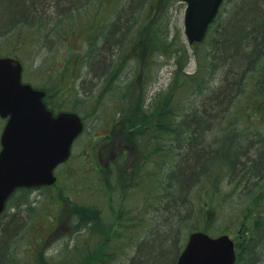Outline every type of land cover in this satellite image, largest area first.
I'll return each instance as SVG.
<instances>
[{
	"label": "trees",
	"instance_id": "1",
	"mask_svg": "<svg viewBox=\"0 0 264 264\" xmlns=\"http://www.w3.org/2000/svg\"><path fill=\"white\" fill-rule=\"evenodd\" d=\"M92 2L93 6L90 9ZM144 2L146 1L0 0V39L5 42L8 39L14 43L18 42L16 45L21 47L24 44L23 38L25 37H19V34L27 32L32 33L35 45L39 41L50 44L58 38L64 40L67 36L83 31L84 28L88 27L91 31L87 34L85 48L79 55L77 62L82 63L83 66H88L89 82H94V78L99 80L101 76L106 91H108L111 85L116 83L114 80H119L121 74H123L124 68L121 71L120 69L123 67L122 58L126 54L125 51L131 50L137 43L138 45L142 43L143 33L147 28V23L139 20L142 19L140 12ZM82 3L86 5L84 12H77L76 16L73 17L74 20L69 21L67 16H72V11ZM150 8H153V5H150ZM102 14L103 16L106 15L107 20L114 19L112 24L110 22L107 25L105 20L102 23L100 21ZM231 14L227 22L221 25L220 29L213 35L206 57L199 55L194 47L191 49L192 54L198 61L196 75H182V52L179 48L174 49V53H176V56L178 55V58L175 63L177 68L173 72V81L179 82L182 78V91L176 96L183 102L190 101L187 107L181 108L179 106V108H176L172 103H165L163 105L166 107H162L163 112L154 116L155 104L149 103L150 105H147L140 101L139 91L142 85L138 89L136 83L129 81L127 84L123 82L122 86L119 87V91L122 90V96L117 103H114V110L108 118L111 120L109 123H112L109 135L113 138L121 131L120 137L124 139L120 141L122 142L121 146L115 142L118 150L115 152L116 159L113 165L103 167L96 164L94 171H89L90 173L87 172L86 175L90 176L89 181L92 187H99L95 192H101L104 196L108 190L106 188L107 184L110 181L122 180L123 183L127 184V188L123 189L124 192L135 194L132 199L139 201L136 205L138 210L135 212H142L146 207L139 205L141 199H146L148 205L153 207L154 201L148 200L149 195H153V198L150 199H154V197H160L161 200L166 198L162 202L166 203L164 213L166 215L168 213L169 220L167 217L166 220L170 223V225L164 226L165 231L159 232L158 230L154 232L149 241L140 242L137 255L132 256L127 264H174L179 251L184 245L183 243L176 248L175 227H179L180 223L182 224L181 216L184 214V221L191 224L195 222V228L190 230L189 233L201 231L212 234L210 231L204 230V226L198 224L200 218L204 219L205 216L206 220L207 216L204 211L212 203V198L208 197V200L197 205L194 198V189L196 187L201 189V186L211 187L214 193L219 194L221 186L226 182L233 185L231 191H236L235 188L244 182L242 189L238 190L241 191L238 195L242 194L245 203L243 207L235 211L241 212L240 215L245 217L246 221H252V226L246 228V240L235 243L236 264H263L264 262V180L261 182L264 176L259 177L256 173L261 169L264 173V147L259 151L253 145L259 143L258 146H260V141L255 143L247 141L243 134L233 130L235 127L232 125L226 134L224 133L221 136L216 134L219 140L214 141L218 142L219 145L210 142V139H217L214 134L216 123L224 113L231 96L237 91L244 70L252 64L251 61L258 54L262 56L264 53V0H239ZM44 27H47L48 30L42 32L41 30ZM166 30L162 32L164 37H158L159 46L155 50L161 52L166 50L167 42L163 40L166 38ZM160 39L162 40L160 41ZM69 63L73 62L70 61V58H66L60 62V68L56 65L50 67L56 69L61 76L66 69L65 67H69ZM144 67L147 70H144ZM141 71L140 76L143 78L144 75H150V68L146 64L145 66L142 65ZM251 73L250 71L244 72L246 82L243 84L246 85L248 80L253 77ZM205 75L206 77L202 79ZM253 78L255 79V76ZM202 80L204 81L201 82ZM212 80H216L219 86L206 92L209 89L208 84ZM258 80L255 81V85L261 87L264 78H261V82L257 84ZM42 83L39 87L42 89L47 88L50 92L49 82L45 83V86ZM66 91L68 90H62L61 92ZM57 92H60V90ZM190 92L192 94L188 95ZM62 94L64 96L68 95V93ZM193 95H195V98L192 97L191 99L190 96ZM263 96L261 95V98ZM257 97L259 96H250L254 101V107L252 108L247 104V108L244 110L246 119L252 124L255 120H260V114H264V104L256 105ZM158 101L160 106L162 99H158ZM168 101L170 102V100ZM61 102L63 101H56L54 106L57 109L54 108L57 111L67 110L63 109L64 106ZM180 116H182L180 126L178 124L176 126V118H181ZM186 119H188L189 124ZM184 131L186 132L183 133ZM179 132L185 135L182 137ZM229 134H232L233 137L225 142L222 150H219L221 139H227ZM236 136L239 139L241 138L242 144L247 141L246 145H238L237 140H235ZM168 137L171 138V146L169 148L163 145L160 146L162 142L157 139L163 141ZM229 141H233L232 145L228 143ZM179 142H182V146L175 148L172 145L174 143L179 144ZM93 145L94 143L89 144V147ZM120 148H122V151ZM223 157H225L224 160ZM219 162L224 167L217 166L216 163ZM221 168L226 170L222 171ZM121 171L123 172L120 173ZM151 184L155 185L157 191L154 190V187V191H150L149 186ZM248 184H251L255 189H251L253 194L246 201L247 193H249L247 191H250L247 188ZM169 187L170 190H168ZM231 191L223 193L224 202L228 200L229 196L227 194ZM157 192L161 196L155 195ZM222 192L223 190L220 191V193ZM23 193L29 194L30 191L23 189ZM179 194L181 196L177 198ZM234 194L231 193V195ZM126 197L127 195L123 204H125ZM115 200L117 201V199ZM76 203L82 210H88L91 207L87 203L84 205L85 202L81 200H76ZM186 203H188V209ZM125 207L121 205L122 211H125ZM97 209L98 211L93 213L90 211L81 212L85 216L95 215L99 218L101 225L98 224L97 233L90 230L91 238L90 240L86 239L85 247L80 249L77 244L74 245V256L80 258L84 254L83 256L87 258L92 254L96 257L98 253L102 252L104 261L100 260L94 264H115L117 252L111 249L109 242L105 243L106 239L101 235L102 229H110L112 232L111 228H113L117 232V228H119L122 233V228H125L128 229V237H134L133 231L137 232L145 226L143 223L135 226L124 223L126 226L118 227L115 225L114 227L110 219L112 216L108 215L107 212H100L101 209L98 207ZM127 209L125 212L132 208L128 207ZM141 216L138 217L139 221ZM238 217L235 216L234 219ZM52 220V216H46V220H42L39 224L43 229L50 230ZM104 220L108 222L107 225H103L102 221ZM174 220L179 222L175 224ZM21 222L20 219H16L14 216L5 218L2 214L0 217V264H71L69 263L70 260L65 261L67 258L54 262L45 260L42 254L40 257L39 252L45 238L36 240V248L31 249V246H29L25 258L19 262L14 253L10 252L25 232L23 228H20L22 226ZM57 228L54 232L57 231ZM18 245L20 244L16 246ZM82 250L83 252H81ZM106 259L109 260L106 261ZM72 264L84 263L80 259Z\"/></svg>",
	"mask_w": 264,
	"mask_h": 264
},
{
	"label": "rangeland",
	"instance_id": "2",
	"mask_svg": "<svg viewBox=\"0 0 264 264\" xmlns=\"http://www.w3.org/2000/svg\"><path fill=\"white\" fill-rule=\"evenodd\" d=\"M145 1L146 2L142 4L140 12L142 19H139L140 22L147 23V28L143 33L142 43L141 45H138L137 43L134 48L125 51L126 54L122 58L123 67L120 69L121 71L124 68L122 72L123 74H121L119 80H114L116 83H113L108 91H106V87L104 86L105 83L103 78L101 79V76L99 80L97 78L96 80L95 78L93 79L94 82L96 81L95 84H93L92 81L89 82L88 77L90 76L87 74L88 66H83L82 63L80 64L77 62L79 55L85 48L87 34L91 31L88 27L84 28L83 31L67 36L64 40L63 38H58L50 44L39 41L38 44L35 45V39L32 36V33L27 32L19 34V37H25L23 38L24 44L21 47L16 45L18 42L14 43L13 41L11 42V40L9 41V39L5 42L3 39H0V55L16 56L21 61L23 65L24 81L31 83L37 88H40L39 86L42 82L43 85L49 82L48 86H51L50 92L47 88L45 89L48 95V104L51 108L56 110L57 108L54 106L56 101H63L61 102L62 106H64L63 109H70L74 112L76 111L85 124L84 132L80 135L72 148L71 159L56 171L58 177L57 184L48 189L42 188L40 190H31L29 194H24L23 191L16 192L7 203L4 217L7 218L14 216L16 219H20L22 221V226L20 228H23L25 231L21 239L16 242L20 245L16 246V244L10 252L14 253L19 262L25 258L29 246H31V249L36 248V240L39 238H45V242L41 246L39 253L40 257L42 254L47 261L55 262L67 258L65 261L68 262L70 260L69 263L71 264L80 259L84 264H94L95 262L103 260L102 252L98 253L96 257L92 254L87 258L86 256H83L84 254L81 256L79 255L80 258L74 256V245L77 244L80 249L85 247L86 239L90 240L91 238L90 230L97 233L98 224L101 225L99 218L95 215L92 214L91 216H85L81 214V212H97V207L101 209L100 212H107L108 215L110 214L112 216L110 219L112 220L114 227L115 225L118 227L126 226L124 223H127L130 226L143 223L145 226L140 230H137V232L134 230V237H128L129 232L128 229L125 228H122V233L119 228H117V232H115V229L113 228H111L112 232L110 229H102L103 231L101 232V235L106 239L105 243L109 242L111 249L117 252V259L114 261L115 264H127L132 256L137 255L140 242H144V240L149 241L154 232H157L158 230L159 232L165 231L164 226L167 224L170 225L166 220V217L168 218L169 215L168 213L167 215L164 213L166 203L164 204L163 202L166 198L162 200L160 197L150 199L153 198V195H149L148 197L150 198L148 200L154 201L153 207L148 205L146 199H141L139 205H144L146 207L142 212H135L138 210L136 205L139 201L132 199L135 194L133 195V193L130 194L129 192L126 194V192H124L123 189L127 188V184L123 183L122 180L117 179L116 182L114 180L115 183L110 181L112 185L110 183L107 184L106 188H108V190L104 196L101 192H95L98 186L92 187V184L89 181L90 176L86 175L87 172L94 171L96 164L97 166H104L106 162L108 163V155L110 156V153L111 155H114L118 150L115 142L122 144L120 141H123L124 139L123 137H120V134L122 133L120 131L107 143L100 140L106 131L108 132L109 129H112V123H109L111 120L108 118L114 110V103H117L122 96V90L119 91V87L122 86L123 82L127 84L129 81H132L138 85V89L142 85V88L139 91L141 95L140 101L147 105L155 104L154 116L163 112L162 107H166L163 105L165 103H172L176 108H179V106L184 108V106L187 107L188 102H190L188 100L183 102V100L181 101L179 97L176 96L182 91V78L179 82L175 81V83L173 81V72L177 68L175 63L178 58V55L176 56V53H174V49L179 48L182 52V75L194 76L197 74L198 70V61L192 54V48L188 46L183 32L185 5L177 0ZM237 2H239V0L224 1L216 22L210 29L207 38L202 43L194 46L199 55L204 57L208 55V49L213 35H215L216 31L220 29L221 25L227 22L228 18L232 15L231 13L234 9V5ZM150 5H153V8H150ZM92 6L93 2L90 4V9H92ZM78 12L82 13L83 9ZM74 16H76V13L70 17L67 16V18L69 21L74 20ZM105 16L102 14L100 21L103 23L105 20L107 25L110 22L112 24L114 19L107 20ZM66 20L65 22H67ZM165 29H167L166 38L163 40L167 42V47L166 50L161 52L155 50V48H158L159 41L157 39L158 37L160 38L163 36L162 32ZM47 30L48 28L44 27L41 31L43 32ZM161 40L162 39H160V41ZM66 58H70V61L73 63H69V67H65L66 69L60 76L57 70L50 66L56 65L60 68V62ZM251 62L252 64L246 67L244 72H252L251 74L253 77L255 76V79L253 77L250 78L247 86L243 84L245 87L240 96L243 95L244 101L241 104L234 106V112L226 121L216 125L214 134L216 138V134H218V136H221L224 133L226 134L229 132V127L232 125L235 127L233 130L243 134L247 141H252L254 143L260 141V146H258L259 143L253 145L260 151L264 147V114H260V120H255L257 123L254 121V124H252L246 119L244 110H246L247 104L252 108L254 107V101L250 96H259L256 98V105L264 104V96L261 98V95H264V83L261 87H256L255 85L257 79H259L257 81L258 84L261 82V78H264V53L262 56H259L258 54ZM145 64L150 68V75H144L143 78L140 76V73L142 72V65L145 66ZM144 70H147L146 67H144ZM244 72L240 81L246 82V79L243 80ZM205 77L206 75L203 76L202 79ZM203 81L204 80L201 82ZM214 83L219 84L216 80H212L208 85H214ZM59 90L60 92H57ZM62 90L68 91L61 92ZM62 93H68V95L64 96ZM57 94L59 95L57 96ZM191 94L192 93L190 92L188 95ZM192 97L195 98V95L190 96L191 99ZM232 98L233 97H231L229 101H231ZM158 99H162L160 106ZM168 100H170V102ZM232 101H234V98ZM227 108L228 107H225L224 110L226 111ZM180 117L181 118H176V126L177 124L180 126L182 116ZM186 122L188 123V119H186ZM1 125L2 124L0 123V132ZM183 127L185 128V126ZM185 132L186 131L183 133ZM183 133L179 132L180 136L182 134L183 137L185 135ZM237 138L238 136H236L235 140H237L238 145H246L247 141L242 144L240 141L241 138ZM157 140L162 142L160 146L163 145L166 148L171 146L170 137L165 138L163 141L160 139ZM214 140L218 141L219 139L213 138L210 139V142L218 143ZM226 141L225 138L221 139V146L218 147L219 150L224 148ZM93 143L94 145L89 147V144ZM228 143L232 145L233 141H229ZM113 145L115 149L113 148ZM172 145L177 148L182 146V142H179V144L174 143ZM120 149L122 151V148ZM224 158L225 157L222 159L224 160ZM216 165L224 167L220 162L216 163ZM225 168H221L222 171H225ZM118 169L119 167L117 170ZM122 172L123 171L120 173ZM256 173L259 177L264 176L262 169L256 171ZM263 180L264 179H262L261 182H263ZM243 184L244 182H242L241 185H238L235 188L236 191H231L233 185L226 182V184L221 186L219 194L214 193L211 187L206 188L201 186V189L198 187L194 189V198L196 199L197 205H199L200 202L208 200V197L212 198V203L204 211L207 216L206 220L204 216V219L200 218V222L198 223L200 226H204V230L210 231V233H212L210 234L211 236L228 234L235 243L246 240V228L252 226V221H246L245 217L240 215L241 212L235 211L236 209L243 207L245 203L242 194L238 195L241 192L238 190L242 189ZM248 185L247 188L250 189V191H247L249 193H247L246 201L251 198L253 190L255 189L251 184ZM153 187L154 190H156L155 185L151 184L149 186L150 191H154ZM251 189L253 190L251 191ZM168 190H170V187ZM222 190L223 192L220 193ZM228 191L231 192L227 194V196H229L228 200L224 202L223 193ZM112 192L114 193L112 194ZM231 193L235 194L231 195ZM126 195V201L125 204H123ZM155 195L161 196L159 192ZM180 196L181 194H179L177 198ZM115 199H117V201ZM76 200H81L85 202L84 205L87 203L91 207H89L88 210L85 209L86 211L82 210L77 206ZM121 205L122 207L126 206L124 209L125 211L128 210V207H131L132 209H129L128 212L122 211ZM223 205L225 206L223 207ZM188 207V203H186V208L188 209ZM132 210L134 211L131 212ZM139 215H142L140 221L138 219ZM46 216L53 217L52 223H50V230L43 229L39 224L42 220H46ZM235 216L239 217L234 219ZM181 217L182 224L180 223L179 227H175L176 248L184 243L189 231L195 228V222L191 224L183 220L185 214ZM175 221L176 220H174L175 224L179 222L178 220L177 222ZM102 223L103 225L108 224L106 220L102 221ZM183 223H185L184 226ZM56 227H58L57 231L54 232ZM81 252H83V250ZM108 260L109 259H106V261Z\"/></svg>",
	"mask_w": 264,
	"mask_h": 264
},
{
	"label": "water",
	"instance_id": "3",
	"mask_svg": "<svg viewBox=\"0 0 264 264\" xmlns=\"http://www.w3.org/2000/svg\"><path fill=\"white\" fill-rule=\"evenodd\" d=\"M184 33L189 44L203 40L222 0H183ZM17 59L0 58V117L7 119L0 136V214L11 193L21 187L50 186L54 170L70 157L82 132L76 114L53 117L42 101L44 92L21 82ZM233 241L227 235L191 233L175 264H234Z\"/></svg>",
	"mask_w": 264,
	"mask_h": 264
},
{
	"label": "bare ground",
	"instance_id": "4",
	"mask_svg": "<svg viewBox=\"0 0 264 264\" xmlns=\"http://www.w3.org/2000/svg\"><path fill=\"white\" fill-rule=\"evenodd\" d=\"M237 3H235L234 7H236ZM85 7H86V5H84L82 3V4L78 5V6H76V9H74L72 11V13L73 14L77 13L81 9H83V12H84V8ZM245 79H246V76L243 75V80H245ZM243 83H244V81L240 82V85L238 86L237 91L231 96V97L234 98V101H232L233 100V98H232V100L227 103V105H226V107H228L227 110L220 116V118H219V120L217 121L216 124H219V123H221L223 121H226L231 116V114L234 112V106L235 105H239V104H241L244 101L243 95L240 96V94L242 93V90L244 89ZM93 84H95V82H93ZM247 85H248V82H247L246 86ZM209 86H208L209 89L206 92H208L209 90H213V88H216L219 85L217 83H214V85L210 84ZM206 92H205V94H206ZM232 137H233V135L229 134L226 140H230Z\"/></svg>",
	"mask_w": 264,
	"mask_h": 264
},
{
	"label": "flooded vegetation",
	"instance_id": "5",
	"mask_svg": "<svg viewBox=\"0 0 264 264\" xmlns=\"http://www.w3.org/2000/svg\"><path fill=\"white\" fill-rule=\"evenodd\" d=\"M47 92L45 93V100H46V105H47V107H48V109H50V111L51 110H53L49 105H48V103H47ZM64 111H67V110H64ZM52 112V111H51ZM53 113V112H52ZM57 113L56 112H54L53 113V115H56ZM109 133H110V130H108V132L106 131V133L103 135V137H101V139L100 140H102V141H105L106 143L108 142V141H111V135H109ZM99 142V141H98ZM119 146H121V143H119ZM108 153V152H107ZM116 159V154H114V155H111V153H110V156L108 155V163L106 164L105 163V165L103 166V165H101V166H103V167H109L110 165H113L114 163V160Z\"/></svg>",
	"mask_w": 264,
	"mask_h": 264
}]
</instances>
